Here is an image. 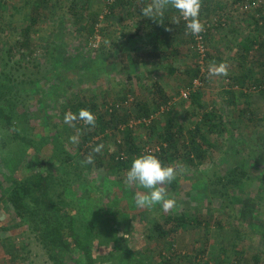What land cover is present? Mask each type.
Masks as SVG:
<instances>
[{"label": "rangeland", "instance_id": "rangeland-1", "mask_svg": "<svg viewBox=\"0 0 264 264\" xmlns=\"http://www.w3.org/2000/svg\"><path fill=\"white\" fill-rule=\"evenodd\" d=\"M72 1L0 2V73H11L19 83L20 92L11 93L17 113L26 121L27 135L42 144L40 152L33 148L12 152L17 176H27L35 167L52 171L58 181L55 196L67 202L65 209L76 218L80 235L91 243L97 264H168L166 257L170 264H264V51H258L264 42V0L248 8L239 0H202L203 52L183 19L179 21L182 27L172 22L177 10L168 8L164 16L172 25L168 39L159 43L165 53L129 67L121 61L125 49L144 53L164 34L160 25L159 34L149 37L154 25L147 21L152 18L140 14L152 0H125L126 5L118 6L114 14L109 13L110 0H77L76 5ZM26 29L29 46L21 44ZM246 39L257 40L248 53L243 46ZM11 44L15 48L9 54ZM212 63L226 64L228 74L211 76ZM248 69L253 71L249 79L236 81ZM254 76L263 82L262 88L252 83ZM156 83L169 100L151 119L165 124V110H173L176 122L188 129L205 110L217 113L224 125L212 137L218 147L202 162L191 164L185 148L179 147L180 156L169 163L178 171L177 188L164 185L168 197L175 199L169 210L159 204L138 207L135 195L143 190L126 183L128 168L109 164L113 154L128 159L122 133L128 128L134 129L142 152L160 148L149 135L150 119L135 118L132 113L133 102L157 98ZM198 90L203 93L202 109L190 97ZM183 91L190 92L188 98L182 96ZM76 92L87 99L96 97L102 111L117 104L120 111L133 115L118 129L105 131L80 120L73 121L74 126L66 124L67 102ZM87 132L93 139L84 149L104 145L100 156L105 166L100 170L82 163L90 153L78 152ZM77 133L79 143L73 144L69 137ZM59 143L80 161H66L65 154L50 160L60 149ZM10 147L11 143L5 153ZM243 158H248V170L261 176L234 189L224 187L221 178ZM4 162L0 157V264H87L73 247L64 261L45 247L35 224L16 213L3 188L14 174ZM245 201L250 214L246 219L241 211ZM182 211L196 215L197 222L178 225L165 236L153 230L155 222L163 223L164 215Z\"/></svg>", "mask_w": 264, "mask_h": 264}, {"label": "trees", "instance_id": "trees-1", "mask_svg": "<svg viewBox=\"0 0 264 264\" xmlns=\"http://www.w3.org/2000/svg\"><path fill=\"white\" fill-rule=\"evenodd\" d=\"M76 1L77 0H73L72 5H76ZM124 1L125 0H110L108 3L109 13L114 14L118 6L126 5ZM239 1L243 5L246 4L245 0ZM206 6H208V4ZM204 12L205 10L201 7L200 16ZM108 16L109 15H107V17ZM258 17L257 21L262 19L261 16ZM97 18L98 15L95 14V18L92 20V29L95 27ZM181 21L183 22L182 18H180V22ZM180 22L178 25L181 26ZM148 24L154 25V27L152 26L151 28L152 32L148 34L149 37H151V35L159 34L157 27H160V25L162 26L160 28L164 29L165 35L162 34V38L158 41V44L154 43L155 47L153 49L147 50L144 53L140 52L138 48L128 50L125 49V53L121 55V61L124 62L123 65L128 66L131 64L147 62L149 60H156L161 56L160 53H165L160 49L159 43H163L165 39H168L169 27L172 25L171 19L163 15L157 17V19H150L147 21V25ZM29 34V29H26L24 33L25 41L21 43L22 45L29 46ZM246 41V43H243V46L248 53L257 40L246 39ZM16 47H18V42L16 43ZM14 48L15 46L11 44L10 49L8 50L9 54H11ZM258 51L260 53L264 51V42H260ZM62 66L64 67V65ZM252 73L253 71L248 69L243 73L241 72V74L235 77V79L236 81L243 83L245 80L249 79ZM12 79L13 77L11 73H0V157L3 161H5L4 163H6L4 167H9V171L11 172L10 174H14V177L5 181L6 185H3V188L6 189V199L8 202H11L12 207L18 215L27 217L35 224L36 229L40 231L45 247L49 248L51 251L53 250L54 253L62 257L64 261H66V258L69 257L68 255L71 254L70 247H73L74 249H72H76L81 254V258L87 264H97L94 258L91 243L80 235L75 224L76 218L65 209L67 208V202H65L64 198H57L55 196L58 181L52 171L44 169L40 170L35 167L29 175L23 177L17 176V159L12 156V152L15 151V149L24 151L28 148H33L35 152H40V145L42 144L40 143L39 145L37 140H34L27 135L29 128L25 126L26 121L24 118L18 115L16 110L17 104L14 101V97L11 96L12 92H15L16 94L20 92L19 83H15ZM252 83L259 87V89L262 88L261 84H263V82L258 78L253 79ZM154 88V95H157V98L152 101L149 99H141L133 102L132 113L135 115V118L150 119L149 121H151V124L149 126V135L154 137L158 144H160V148L158 150L153 149L151 152H142V148L138 143L139 140H137L138 136L135 135L134 129L128 128L122 132L124 135V144H126L127 151L130 153L128 159H117V157L113 154L111 155V161L109 164L116 165L122 170L130 166L134 157L143 153H153L163 160L165 164H169L175 159H178L180 156L178 153L179 147L181 146L185 148V157L191 164L197 163V161H204L210 154L211 150L218 147L216 145V140L214 142L212 137L214 133H219L224 129L223 121H221L220 116L213 111L202 110L200 118L194 126L192 128L185 129L182 124L176 122V118L173 116V110L168 109L165 110V113L168 115L167 120H165L166 123L161 124L159 119L153 120L151 117L155 112L161 111V106L168 102L169 97L165 93L163 87L158 83L154 85ZM261 91H264V88L261 89ZM190 95L193 102L196 103L200 109H202L204 107L201 103L203 97L202 91H193ZM245 95L247 94L245 93ZM67 103L68 106L66 107L64 113H67V110L72 113H78L81 108H88L94 112L96 115V124L101 131H105L108 127L118 129L120 123L126 121L128 122L129 117L133 115L127 110L120 111L117 104H114L111 109L102 111L99 109L96 97L87 99L82 94L77 92L70 96ZM76 122H79V120ZM87 128L88 127H86V129ZM94 133L96 134V132ZM42 137L44 141L48 140L47 136ZM92 139L93 134H91V132L83 134V141L82 143H79L80 146L78 147V152L82 150L93 154L95 162L88 164V166L89 168L96 167L100 170L101 167L105 166V162L100 156L102 152L92 153V149L95 147L92 145L84 149V146L88 145L87 143H89ZM262 139L263 138H260V140ZM10 143V151L5 153L4 150ZM124 144H119V147L122 149ZM59 147L60 149L53 154L52 158H49L50 160L56 156H63V154H65L67 156L66 161H70L71 159L80 161L79 159L81 158L79 156L68 152L64 149L62 144H60ZM3 153L7 155V158L3 156ZM248 165V158H243L233 169H230L226 175L221 178L222 185L226 188L230 187L231 189H234L235 185L240 184L243 181H247L248 179L259 178L261 174H264V169L263 173L259 174L260 176L254 172H250L248 170ZM171 185L174 189H176L177 180H173ZM247 201H245L241 208L242 214L244 215L242 217L244 219L247 218V215H250ZM254 201L255 198L253 199V202ZM163 218V223L160 221L155 222L153 226V230L158 233V236H165L170 233V231L175 230L178 225L186 224L192 221L197 222L196 215H193L190 211H182L178 214L171 212L168 215H164ZM166 225L169 227L166 228ZM51 255L53 257L52 253ZM165 261L168 264L171 263L170 259L167 257L165 258ZM62 264H64V262H62Z\"/></svg>", "mask_w": 264, "mask_h": 264}, {"label": "clouds", "instance_id": "clouds-1", "mask_svg": "<svg viewBox=\"0 0 264 264\" xmlns=\"http://www.w3.org/2000/svg\"><path fill=\"white\" fill-rule=\"evenodd\" d=\"M201 6L202 0H152L151 3L142 8L140 14L157 19V17L163 16L168 8L175 9L178 16L172 22L178 24L180 18H183L186 31L197 35L205 27L200 19ZM208 72L211 76H226L228 68L224 63L218 65L212 63L209 65ZM77 120L83 121L85 125L95 126L96 115L88 108H81L78 113H65L64 122L66 124L72 125V122ZM69 140L73 144H78L79 133L71 135ZM103 147V144H97L92 149V153L102 152ZM94 159V155L90 153L82 163L91 164ZM177 174V168L172 164H165L153 153H143L132 159L126 171L125 180L129 186L135 185L143 190L135 195V204L138 207L152 208L159 204L165 210H169L175 204V199L168 197L164 185L175 180Z\"/></svg>", "mask_w": 264, "mask_h": 264}, {"label": "built area", "instance_id": "built-area-1", "mask_svg": "<svg viewBox=\"0 0 264 264\" xmlns=\"http://www.w3.org/2000/svg\"><path fill=\"white\" fill-rule=\"evenodd\" d=\"M246 4L244 5L246 8H248L251 5H259L260 3L263 2V0H245ZM183 19V18H182ZM196 40L198 41V46L200 50L203 52L204 51V35L199 33L196 35ZM190 92L189 91H183L182 96L185 98H188Z\"/></svg>", "mask_w": 264, "mask_h": 264}]
</instances>
